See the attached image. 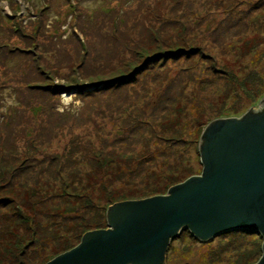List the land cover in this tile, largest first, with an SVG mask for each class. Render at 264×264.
Wrapping results in <instances>:
<instances>
[{
  "label": "rangeland",
  "instance_id": "1",
  "mask_svg": "<svg viewBox=\"0 0 264 264\" xmlns=\"http://www.w3.org/2000/svg\"><path fill=\"white\" fill-rule=\"evenodd\" d=\"M51 1L37 18L44 0L13 1L18 29L39 23L40 38L38 57L9 55L0 86V199L11 201L0 213L23 211L35 226L12 218L6 232L0 215V264H45L106 228L113 204L201 174L205 127L264 96V0ZM36 174L45 180L33 188ZM261 243L242 231L200 243L184 231L167 263L255 264Z\"/></svg>",
  "mask_w": 264,
  "mask_h": 264
},
{
  "label": "water",
  "instance_id": "2",
  "mask_svg": "<svg viewBox=\"0 0 264 264\" xmlns=\"http://www.w3.org/2000/svg\"><path fill=\"white\" fill-rule=\"evenodd\" d=\"M198 152L201 174L165 195L113 204L106 228L86 232L45 264H165L184 231L200 243L230 231L256 234L255 264H264V97L240 117L210 122Z\"/></svg>",
  "mask_w": 264,
  "mask_h": 264
},
{
  "label": "trees",
  "instance_id": "3",
  "mask_svg": "<svg viewBox=\"0 0 264 264\" xmlns=\"http://www.w3.org/2000/svg\"><path fill=\"white\" fill-rule=\"evenodd\" d=\"M13 1L14 0H9V2H11V11H12L13 19H9L8 23L5 26L1 25L3 30L0 29V32L2 31L1 35L3 32L8 33V36L1 37V39H0V86L2 84L6 83L7 80H9L6 78V76L4 74H5L6 70L8 72L11 71L9 64L6 61L9 58L10 54L20 52L22 54H27V55L32 54V55H34L35 58L38 57V53L36 51H37V48L39 46V38H40L38 36V32H39V28H40L39 23H36V24L32 25L31 27H28L26 23L23 25L21 24V26H22L21 29H18V23H20L18 21L20 19V17L17 16L18 4L13 3ZM29 3H31V1H29ZM39 3H41L43 9L40 11V13H35L36 15L33 14L36 18L40 17V15L42 16V14H44L47 11V9L52 7V1L51 0H44V2H39ZM69 10H70V7H69ZM18 37L26 43L24 46L21 43H18ZM48 38L52 39V38H55V36L53 33H51V35ZM65 56L67 58L71 59L70 55L66 54ZM162 56L163 55H159L158 57H155V58L160 59ZM154 63H155L154 61H151L147 65L154 64ZM62 64H63V62H62ZM3 65L6 66V68H3ZM33 65H35V63H30L31 68L36 69L37 66L35 68V67H33ZM143 66H146V65L144 64ZM37 72L39 74H43V70H41V69H38ZM70 72H71V78H74V76L77 74L75 72L74 68H72V70H70ZM128 79L129 78H125V81H127ZM115 81L118 83L123 82V81H118V79ZM51 87L56 88L57 86H51ZM32 88H34V87L29 85V88H27V89L32 90ZM63 89H65V87ZM89 89H92V88H88L87 90H89ZM78 90H82V89L79 88ZM37 114H39V111H37ZM224 118H227V117H224ZM27 131H28V135H26V136L32 137L33 133H34V129H30ZM1 157H3V154L0 152V160H2ZM44 180H45V176L36 174L33 188L36 187L41 182H44ZM26 184H27V182H26ZM27 185L29 188H32V185L29 186V183ZM6 187H7L6 184H0V191L4 190ZM10 192L14 193L13 190H11ZM31 195H32V191H31ZM32 196H33V198L36 196V193L34 191H33ZM13 198L16 200L15 197H13ZM4 200L5 199H0L1 207H4V206L8 207L10 205L11 201H8V200L4 201ZM58 204H60V202H56L54 205H58ZM0 211H1V209H0ZM0 215H2L3 217H5V216L7 217L5 223L3 224V227H2V229L6 232H11V222H13V221H11L12 218H15L17 223L19 220L20 222H24L26 224H32V226H35L34 217L25 216V215H23V211H20V210L19 211L17 210L16 212L12 213V215H16L13 217H8L9 215L1 214V213H0ZM13 239H15L16 242H18V234H13ZM167 261H168V255H166L165 264H168Z\"/></svg>",
  "mask_w": 264,
  "mask_h": 264
}]
</instances>
